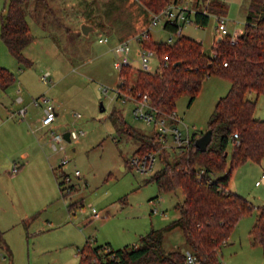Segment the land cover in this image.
<instances>
[{
	"label": "rangeland",
	"instance_id": "374dc122",
	"mask_svg": "<svg viewBox=\"0 0 264 264\" xmlns=\"http://www.w3.org/2000/svg\"><path fill=\"white\" fill-rule=\"evenodd\" d=\"M218 1L226 4L223 14L230 34L241 31L250 0ZM48 6L36 11L31 3L24 8L33 38L23 50L29 62L15 58L0 37V66L15 76L8 87H0V121H10L0 132L9 141L8 166L0 161V264H78V250L88 239L93 246L109 242L114 249L139 243L152 229H164L176 220L177 205L184 200L182 189L163 192L148 182L161 167L159 156L148 173L131 166L140 144L122 134L114 118V113L120 115L137 132H154L135 117L132 103H123L114 93L120 82L114 66L115 56L122 57L119 44L148 29L152 12L139 0H49ZM6 12V0H0V14ZM85 23L93 27L88 34L82 32ZM152 30L165 42L171 36L160 24ZM182 35L201 40L208 53L220 36L214 16L205 27L188 24ZM128 57L133 67L129 81L134 82L135 69H140L136 42L129 46ZM159 63L158 57L153 59L151 71L158 70ZM42 75H48L47 82ZM230 87L227 79L209 76L191 105L189 97H181L175 109L182 118L180 128L187 126L197 134L207 130L216 103ZM44 97L59 109L47 127L37 122L43 117ZM247 97L256 102L255 118L264 120V95L250 92ZM72 129L84 135L77 142L65 141V152L54 151L46 140L51 132ZM26 152L29 157H24ZM14 165L17 174L10 172ZM61 172L70 176V183L59 185ZM263 172L264 159L240 165L228 187L255 207L262 206L264 184L255 183ZM70 185L76 188L72 192L65 189ZM92 209L100 218H94ZM256 216L257 209L243 216L229 243L219 249L223 264H264L263 248L251 234ZM163 246L167 252L187 251L184 230H165Z\"/></svg>",
	"mask_w": 264,
	"mask_h": 264
},
{
	"label": "trees",
	"instance_id": "16d2710c",
	"mask_svg": "<svg viewBox=\"0 0 264 264\" xmlns=\"http://www.w3.org/2000/svg\"><path fill=\"white\" fill-rule=\"evenodd\" d=\"M139 1L152 14L160 13L172 2L188 3L195 11L193 21L200 27L208 24L211 15H224L227 10L226 4L218 0ZM48 2L6 0L7 12L0 14V37L20 62H29L23 50L33 40L24 8L34 3L36 11L39 6L48 9ZM176 28L177 25L170 22L164 25L170 33ZM140 45L153 50L167 65L155 72L135 69L134 82L129 81L133 67L123 66L117 86L133 95L147 93L150 103L161 113L175 110L177 101L183 96L190 98L191 105L209 76L225 78L231 87L218 100L209 117L207 129L213 132L205 151L195 145L203 132L192 133L185 150L178 152L162 147L156 132H137L114 113L120 123V132L140 144L134 154L160 153L161 167L148 182L156 183L163 192L180 188L184 200L177 205L180 216L176 220L164 229H152L141 236L139 243L114 249L108 243L93 246L88 239L78 250V264H188L187 251L195 256L194 264H223L219 249L228 244L239 220L255 209L256 223L251 234L264 253V205L255 207L228 187L237 167L264 159V120L255 118L256 102L247 97L250 92L264 95V0H250L244 30L237 40L232 43L229 37L221 38L210 53L204 50L201 40L183 35L172 43L149 35ZM177 62L180 64L176 65ZM14 80V74L0 66V87H8ZM235 132L238 138L233 137ZM59 185L62 186V182ZM75 189L72 186L71 192ZM177 226L184 230L189 249L167 252L163 246V232Z\"/></svg>",
	"mask_w": 264,
	"mask_h": 264
},
{
	"label": "built area",
	"instance_id": "2783aa9c",
	"mask_svg": "<svg viewBox=\"0 0 264 264\" xmlns=\"http://www.w3.org/2000/svg\"><path fill=\"white\" fill-rule=\"evenodd\" d=\"M195 11L188 3H177L172 2L168 4L160 13L152 14L150 26L160 24L164 28V25L167 22L173 23L177 25L176 31L171 33V36L168 38V43H172L175 39V36L179 37L182 35L183 28L188 24L194 23L193 14ZM217 22V29L220 38L229 37L230 41L234 43L237 40L238 35H230L228 30V22L224 15H214ZM196 25V24H195ZM197 26V25H196ZM150 35V30L145 29L139 33H136L132 37L127 38L126 40L120 42L119 50L122 54V57L119 58L115 56L114 58V66L121 70L123 66H131V61L128 57V48L132 44V42H136L139 45L138 54L140 58V69L149 72L151 71V63L153 59L157 57L156 53L148 48L142 47L140 43L147 39ZM100 42L107 41V38L99 40ZM225 65L227 63H224ZM166 61H160L158 68L162 66H166ZM157 71V70H156ZM41 79L43 82L48 81V75H42ZM105 91H107L105 89ZM114 93L118 99H120L123 103H132L133 109L132 113L136 118L141 119L148 125L154 127V132L158 134L159 140L162 143V147L176 150L178 152H183L187 145L190 142L192 133L189 128L185 126V129L180 128L179 124L182 122V118L176 113V110L171 111L170 113H161L159 109L153 106L150 103V98L147 93H137L133 95L122 88L116 86L114 89ZM44 103L43 117H42V126L47 127L51 126L57 119V110L53 102L49 98L42 99ZM37 103V101L35 102ZM24 113V110L21 111ZM77 117H81L80 114L76 115ZM70 133V142H77L81 136L84 135L83 131H77L76 129L68 130ZM51 146L54 151L65 152V138L63 133L52 131L51 132ZM234 138H238L239 135L237 132L233 135ZM158 151H148L141 154H134L131 158L130 164L140 173H148L153 170L156 161L158 160ZM68 162L67 159H62V164H66ZM19 168L17 165H14L11 168V173L16 174ZM201 174L204 173L202 169ZM75 175H80L78 170L75 171ZM61 176H63L62 184L70 183L71 178L69 175L61 172ZM264 184V172L262 173L259 180L256 181L255 185L260 186ZM73 185L65 187L68 192H71V187ZM94 218H100V215L96 212L95 209H92ZM110 246L108 247V250ZM186 261L188 264L195 263V256L191 254L189 251L186 253Z\"/></svg>",
	"mask_w": 264,
	"mask_h": 264
},
{
	"label": "crops",
	"instance_id": "0c3cea01",
	"mask_svg": "<svg viewBox=\"0 0 264 264\" xmlns=\"http://www.w3.org/2000/svg\"><path fill=\"white\" fill-rule=\"evenodd\" d=\"M211 16H214V14L213 15H211ZM149 30H150V35L154 38V39H159L158 38V34H157V32H155L154 30H152V28H148ZM228 30H229V28H228ZM243 30H244V28L241 30V31H235L234 33H233V35H240L242 32H243ZM229 34H230V32H229ZM231 35V34H230ZM220 39V37L217 39V40H219ZM162 40V38H160V41ZM138 48H139V45H138ZM20 99H22V98H20ZM56 110H57V116L59 115V109H58V107L56 108ZM8 122H10L9 120H2V121H0V132H1V130H3V128L8 124ZM37 122H41L40 120H39V117L37 118ZM17 125H23L22 123H18ZM45 138V137H44ZM46 139V138H45ZM47 140V142H49L50 143V146H51V137H48V139H46ZM9 141H8V139H6L5 137H3V136H1V133H0V161L2 162V166L3 167H7L8 166V164H4L5 163V161H7L8 160V157H9V154H8V152H7V150H5V148H6V144L8 143ZM30 156V154L29 153H25L24 154V157H29ZM9 161V160H8ZM19 171V170H18ZM10 172H11V170H10ZM18 173V172H17ZM16 173V174H17ZM13 174V173H12ZM261 186V185H260ZM229 240H230V238H229ZM109 243V242H108ZM228 243H229V241H228ZM110 244V243H109ZM126 245H128V244H126Z\"/></svg>",
	"mask_w": 264,
	"mask_h": 264
},
{
	"label": "water",
	"instance_id": "95a60500",
	"mask_svg": "<svg viewBox=\"0 0 264 264\" xmlns=\"http://www.w3.org/2000/svg\"><path fill=\"white\" fill-rule=\"evenodd\" d=\"M93 29L92 26H90L89 24L85 23L82 25V32L84 34H88L89 31ZM221 39V38H220ZM219 39V40H220ZM180 62H177L176 65H179ZM103 108V107H102ZM104 109V108H103ZM212 129L209 128L207 130H205L201 136H199L196 140H195V145L196 147H198L201 151H205L207 149V146L209 145V143L212 140ZM63 136L65 138L66 141L70 142V133L69 131H66L63 133ZM227 155V153H226Z\"/></svg>",
	"mask_w": 264,
	"mask_h": 264
}]
</instances>
